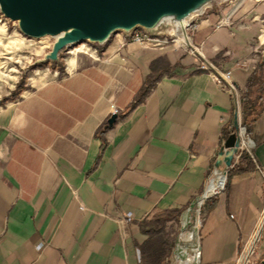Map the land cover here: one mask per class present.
Segmentation results:
<instances>
[{
	"label": "crops",
	"instance_id": "obj_1",
	"mask_svg": "<svg viewBox=\"0 0 264 264\" xmlns=\"http://www.w3.org/2000/svg\"><path fill=\"white\" fill-rule=\"evenodd\" d=\"M213 5L185 29L211 67L178 44L145 46L114 33L93 56L60 53L36 66L0 102V264H142L143 221L171 207L186 216L214 174L210 193L223 175L224 187L203 204L188 251L196 264L264 259V96L259 103L250 81L264 62L252 19L264 16V5ZM224 15L229 23L216 26ZM150 74L159 77L128 109ZM248 91L257 114L245 132ZM239 127L251 141V164L230 170L239 156L231 166L235 152L224 143ZM174 256L185 264L173 246Z\"/></svg>",
	"mask_w": 264,
	"mask_h": 264
},
{
	"label": "water",
	"instance_id": "obj_2",
	"mask_svg": "<svg viewBox=\"0 0 264 264\" xmlns=\"http://www.w3.org/2000/svg\"><path fill=\"white\" fill-rule=\"evenodd\" d=\"M217 0H0V14L16 23L25 37L52 36L40 62L57 61L65 46L80 42L102 45L116 32L135 28L158 32L187 19ZM116 118L107 119L111 126ZM239 138L231 134L224 146L236 151ZM232 155L227 161L230 164Z\"/></svg>",
	"mask_w": 264,
	"mask_h": 264
},
{
	"label": "rangeland",
	"instance_id": "obj_3",
	"mask_svg": "<svg viewBox=\"0 0 264 264\" xmlns=\"http://www.w3.org/2000/svg\"><path fill=\"white\" fill-rule=\"evenodd\" d=\"M217 1L206 6L203 11L212 9L213 4ZM260 17L264 19V16ZM258 34L257 31L254 37V44L257 45L256 54H258ZM261 39L263 38L261 37ZM53 40L54 37L51 36L38 39L27 38L18 31L14 21H10L0 14V102L13 94H18L19 90L24 87L25 78L30 75L32 69L46 63L40 62L39 59L50 49ZM92 46L95 47V44ZM259 50H264V43L259 46ZM220 174L223 175L225 172ZM223 183L225 184L224 179ZM200 208V205H195L194 209L186 216L181 215L177 220H170L165 226L166 235L168 238L174 239V247H178L179 252L184 256L185 264H196L194 261L195 252L188 251V248L197 244V230L202 217ZM256 247V240L253 243L250 242L248 251L256 250ZM171 258H169L170 263L182 264L178 257Z\"/></svg>",
	"mask_w": 264,
	"mask_h": 264
},
{
	"label": "built area",
	"instance_id": "obj_4",
	"mask_svg": "<svg viewBox=\"0 0 264 264\" xmlns=\"http://www.w3.org/2000/svg\"><path fill=\"white\" fill-rule=\"evenodd\" d=\"M244 1L245 0H218L216 3L218 5L228 4V5H231L232 9H234V8L239 7ZM249 1H251L254 4L260 3V2L264 4V0H249ZM204 8L202 10H204ZM196 14L197 13L192 14L187 19L181 20L179 22H172V23L168 24L167 28H166V31H167L166 34L163 35V37H161V38L158 35H154V32L145 31L141 28H140L141 30H135L136 29L135 28V29L131 30L130 32H127V34H131V38L133 41H135L141 45H145V46H157V45L165 44L167 42L178 44L179 46L184 47L192 55H197L199 57L200 67H202V68L211 67L212 65L207 60H205V58L201 54L200 48L192 43L191 36L185 31V29L187 30L188 28L191 27L194 16ZM252 19L255 21H258L260 23L259 34L257 36L258 48H259V46L264 43V19L261 18L258 14L253 15ZM228 20H229L228 15H224L217 21L216 26H221V25L227 24V23H229ZM116 33L118 34L121 32H116ZM261 37L263 39H261ZM61 52L65 53V54H70L72 52H82V53L88 54L90 56H93L96 54V49H95V47L92 46V44H90L88 42H80V43L75 44V45L65 46L61 50ZM263 56H264V52H263ZM246 62H247L246 60H241L238 62V64L240 66H245ZM226 75H228V73H226ZM214 78L216 79V81H219L220 78H223L225 80L226 89L231 93H234V94L237 93L236 85L231 80H228L226 76H223L221 73H215ZM114 112H116V111H114ZM237 137L239 138V143L236 146V151L234 153V159L231 162V166H233L237 163L238 156L243 149L247 150L250 154V147H251L250 145L251 144H248L246 142L247 140L249 141L250 139L245 135L243 127H239V129L237 131ZM215 175L216 174L211 176L208 179V181L206 182L204 190L199 197L200 203H202L207 197L212 196L215 193L219 192L224 187V184H223L222 187L220 189H218L217 191L209 193V194H205V190H206L207 185L210 183V181L212 180V178ZM223 176H224V182H225V175H223ZM125 217L130 218V213H126ZM262 218L264 220V209L262 212ZM246 263H247L246 261H244V260L242 261V257H238L236 259V261L234 262V264H246ZM254 264H264V259H262L258 262H255Z\"/></svg>",
	"mask_w": 264,
	"mask_h": 264
},
{
	"label": "trees",
	"instance_id": "obj_5",
	"mask_svg": "<svg viewBox=\"0 0 264 264\" xmlns=\"http://www.w3.org/2000/svg\"><path fill=\"white\" fill-rule=\"evenodd\" d=\"M155 67V62L152 64V69ZM264 62L258 63V67L255 70L253 78L250 79L252 83H257L258 85V102L260 103L264 96ZM158 75H148L132 99L128 106V109L132 108L135 104L140 102L147 94L150 87L153 85L154 81L158 78ZM250 82V83H251ZM254 95L252 91L245 92L247 101L243 103L242 107V118L241 124L245 128V132L250 130L249 121L253 120L257 114L256 109H254L253 103L256 98L250 97ZM250 98V99H249ZM260 100V101H259ZM260 112V106H258V113ZM251 115V118L249 117ZM248 117L250 119H248ZM112 126V125H111ZM108 128L106 125L102 126V130ZM245 163L246 166L251 164V157L249 152L243 149L239 154V160L236 167L230 169H241L240 164ZM213 196V195H212ZM212 196L207 197L201 204L200 210H202L203 204ZM181 213L180 207H171L166 210L157 211L153 213L150 217L145 219L142 223L143 229L147 234V238L140 245V255L142 264H169V257L174 246V239L168 238L165 233L166 223L170 220H177Z\"/></svg>",
	"mask_w": 264,
	"mask_h": 264
},
{
	"label": "bare ground",
	"instance_id": "obj_6",
	"mask_svg": "<svg viewBox=\"0 0 264 264\" xmlns=\"http://www.w3.org/2000/svg\"><path fill=\"white\" fill-rule=\"evenodd\" d=\"M246 142H247L248 144H251V141H250V140H249V141L247 140ZM223 177H224V176H223ZM216 180H217V179H215V181H216ZM212 184H213V183H212V180H211V183L208 184V186L206 187L205 194H209V193H210V191H209L208 189H209V187H210ZM223 184H224V183H223ZM223 184H222V185H223ZM221 187H222V186H221ZM221 187H220V188H221ZM220 188H219V189H220Z\"/></svg>",
	"mask_w": 264,
	"mask_h": 264
}]
</instances>
